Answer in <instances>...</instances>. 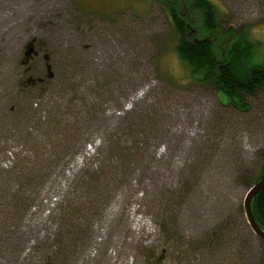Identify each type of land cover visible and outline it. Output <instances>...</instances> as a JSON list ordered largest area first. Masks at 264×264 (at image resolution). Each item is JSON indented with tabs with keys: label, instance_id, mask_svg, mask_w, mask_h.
Here are the masks:
<instances>
[{
	"label": "rangeland",
	"instance_id": "374dc122",
	"mask_svg": "<svg viewBox=\"0 0 264 264\" xmlns=\"http://www.w3.org/2000/svg\"><path fill=\"white\" fill-rule=\"evenodd\" d=\"M209 1L264 64V0ZM179 2L0 0V264H264L244 208L264 171V89L243 112L194 83ZM30 39L55 78L26 89Z\"/></svg>",
	"mask_w": 264,
	"mask_h": 264
},
{
	"label": "trees",
	"instance_id": "16d2710c",
	"mask_svg": "<svg viewBox=\"0 0 264 264\" xmlns=\"http://www.w3.org/2000/svg\"><path fill=\"white\" fill-rule=\"evenodd\" d=\"M191 3L188 14L199 17V29L189 16H183L178 10L182 8L181 0L176 6L169 7L178 37V59L196 85L213 86L219 97L224 95L226 100L220 99L226 107L249 111L248 98L264 89V64L254 62L261 43L254 41L248 31L234 37V30L229 29L225 32L229 35L225 46L217 7L209 0H191ZM262 158L264 161V152ZM263 177L264 171L260 179ZM252 211L264 231V190L254 199Z\"/></svg>",
	"mask_w": 264,
	"mask_h": 264
},
{
	"label": "flooded vegetation",
	"instance_id": "af4514ba",
	"mask_svg": "<svg viewBox=\"0 0 264 264\" xmlns=\"http://www.w3.org/2000/svg\"><path fill=\"white\" fill-rule=\"evenodd\" d=\"M41 45L42 44L37 39H30L27 43L26 47H30L29 52H31V54L28 57L24 55V59L22 61L25 62V65H22L26 67L24 69L25 79L23 80V87L26 89L35 88L38 85H43L47 80H52L53 78H55L53 68L50 65L51 58L44 52V48ZM41 58L44 61L40 60ZM42 64L48 73L49 79H34V75L38 73V69H40V66Z\"/></svg>",
	"mask_w": 264,
	"mask_h": 264
},
{
	"label": "water",
	"instance_id": "95a60500",
	"mask_svg": "<svg viewBox=\"0 0 264 264\" xmlns=\"http://www.w3.org/2000/svg\"><path fill=\"white\" fill-rule=\"evenodd\" d=\"M29 46L26 47V54L25 56L28 57L31 52H29ZM23 65H25V62H22ZM51 77V76H50ZM264 190V177L257 182L255 185L249 189L245 200H244V208H245V213L247 215V218L249 220V224L251 226V229L253 233L260 239L264 240V231L259 227L255 216L252 211V204L254 199Z\"/></svg>",
	"mask_w": 264,
	"mask_h": 264
},
{
	"label": "built area",
	"instance_id": "2783aa9c",
	"mask_svg": "<svg viewBox=\"0 0 264 264\" xmlns=\"http://www.w3.org/2000/svg\"><path fill=\"white\" fill-rule=\"evenodd\" d=\"M132 103L133 102H130L127 105L126 110H129L132 108ZM100 145H101L100 140H93L91 143L87 144L84 150L80 153V155L76 158V160L70 166L68 174H70L72 171H76L79 167L83 166L85 162L87 161V159L95 157L97 155V151L99 150Z\"/></svg>",
	"mask_w": 264,
	"mask_h": 264
}]
</instances>
